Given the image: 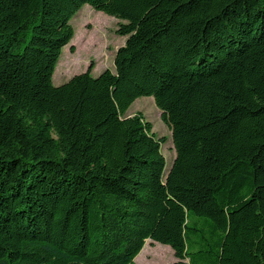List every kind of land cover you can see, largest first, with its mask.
<instances>
[{"label":"trees","instance_id":"1","mask_svg":"<svg viewBox=\"0 0 264 264\" xmlns=\"http://www.w3.org/2000/svg\"><path fill=\"white\" fill-rule=\"evenodd\" d=\"M85 4L126 42L55 86ZM145 96L167 173L166 138L127 114ZM148 240L264 264V0H0V264H137Z\"/></svg>","mask_w":264,"mask_h":264},{"label":"rangeland","instance_id":"2","mask_svg":"<svg viewBox=\"0 0 264 264\" xmlns=\"http://www.w3.org/2000/svg\"><path fill=\"white\" fill-rule=\"evenodd\" d=\"M120 22H122L120 19L96 10L90 4H85L71 19L75 36L64 47L53 75L54 85L59 86L74 75L87 71L91 63L94 64L92 72L94 76L100 75L108 68L115 70L116 52L127 39L126 36L117 33ZM67 69L69 72H66ZM136 113H142L145 119L153 124V131L159 138H166L162 151L167 159V173L176 157L170 126L163 120L162 111L157 107L152 96L140 97L132 104L127 114ZM136 262L137 264H176L179 259L170 245L148 240L136 257Z\"/></svg>","mask_w":264,"mask_h":264},{"label":"bare ground","instance_id":"3","mask_svg":"<svg viewBox=\"0 0 264 264\" xmlns=\"http://www.w3.org/2000/svg\"><path fill=\"white\" fill-rule=\"evenodd\" d=\"M66 72H69V70L67 69ZM72 73V72H71Z\"/></svg>","mask_w":264,"mask_h":264}]
</instances>
